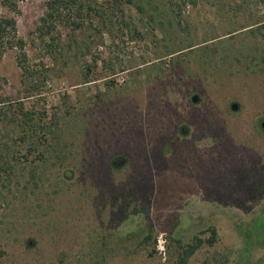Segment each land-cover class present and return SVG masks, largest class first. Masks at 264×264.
Instances as JSON below:
<instances>
[{
    "label": "rangeland",
    "instance_id": "obj_1",
    "mask_svg": "<svg viewBox=\"0 0 264 264\" xmlns=\"http://www.w3.org/2000/svg\"><path fill=\"white\" fill-rule=\"evenodd\" d=\"M7 1L0 94L51 134L10 126L0 264H264V0Z\"/></svg>",
    "mask_w": 264,
    "mask_h": 264
},
{
    "label": "trees",
    "instance_id": "obj_2",
    "mask_svg": "<svg viewBox=\"0 0 264 264\" xmlns=\"http://www.w3.org/2000/svg\"><path fill=\"white\" fill-rule=\"evenodd\" d=\"M8 2L4 0V3ZM58 0H52L49 3V7L53 8ZM51 14V13H50ZM49 14V16H50ZM45 18L42 17V22ZM43 25V23H42ZM257 29L264 35V22L256 26ZM51 28V26L49 27ZM49 31V30H48ZM7 50L18 51L17 65L24 73L29 69L25 65V52L24 41L17 37L14 32V21L11 18L0 17V59ZM33 91L36 89V84L33 86ZM30 93V96H32ZM43 112H38L32 108L25 106V103L21 99L12 100L10 97L0 94V125L3 132L0 139V152H8L10 149L9 135L13 131L10 126H15V130L18 132L17 141L24 143L27 149H38L41 140L43 138L47 140V137L51 134L50 128L47 124H40L42 122ZM12 129V131H10ZM9 159H6L3 154H0V164H4L2 167H7L8 171H11V163ZM252 230L260 228L259 225L251 224ZM215 230L211 228V236L209 242L214 240ZM252 235V233L250 234ZM202 239L196 238L195 242L180 246L181 249L178 252L177 260L178 264H188L189 257L195 252V250L201 245Z\"/></svg>",
    "mask_w": 264,
    "mask_h": 264
},
{
    "label": "water",
    "instance_id": "obj_3",
    "mask_svg": "<svg viewBox=\"0 0 264 264\" xmlns=\"http://www.w3.org/2000/svg\"><path fill=\"white\" fill-rule=\"evenodd\" d=\"M191 100H192L193 102H196V100H197V96H196V95H193V96L191 97ZM236 108H237V103H232V104H231V109L235 110ZM260 127L264 130V119H262V120L260 121ZM123 161H124V160H122L121 163H123Z\"/></svg>",
    "mask_w": 264,
    "mask_h": 264
},
{
    "label": "flooded vegetation",
    "instance_id": "obj_4",
    "mask_svg": "<svg viewBox=\"0 0 264 264\" xmlns=\"http://www.w3.org/2000/svg\"><path fill=\"white\" fill-rule=\"evenodd\" d=\"M119 157H115L114 160L112 161V165H117L119 161Z\"/></svg>",
    "mask_w": 264,
    "mask_h": 264
}]
</instances>
